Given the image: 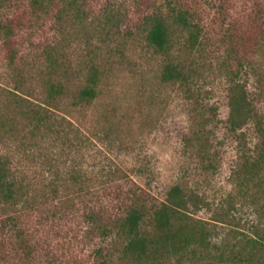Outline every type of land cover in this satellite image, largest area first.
Segmentation results:
<instances>
[{
  "label": "rangeland",
  "instance_id": "374dc122",
  "mask_svg": "<svg viewBox=\"0 0 264 264\" xmlns=\"http://www.w3.org/2000/svg\"><path fill=\"white\" fill-rule=\"evenodd\" d=\"M152 16L169 24V61L189 83L161 80L168 58L147 43ZM0 24V157L16 184L15 200L0 199V264H122L120 220L174 186L199 197L200 264L264 235V163L239 171L264 126V0H0ZM93 68L98 95L78 104ZM52 83L64 93L49 106ZM236 84L256 117L233 132ZM178 257L161 264L198 263ZM223 264H264V253Z\"/></svg>",
  "mask_w": 264,
  "mask_h": 264
},
{
  "label": "trees",
  "instance_id": "16d2710c",
  "mask_svg": "<svg viewBox=\"0 0 264 264\" xmlns=\"http://www.w3.org/2000/svg\"><path fill=\"white\" fill-rule=\"evenodd\" d=\"M168 1V0H167ZM149 27L146 37L148 45L159 55L168 58L162 72L161 80L165 83L187 84L192 79L191 72L178 61H169L175 48L172 32L169 24L161 16L146 18ZM176 24L189 31L191 25L182 12L176 15ZM0 24V29H1ZM189 47L195 48L198 43V36L190 33ZM100 81L99 70L93 68L88 74L86 86L78 95L77 102L89 103L98 95ZM64 89L58 84H49L47 89V105H51L56 99L62 96ZM230 112L228 122L233 132L242 130L250 120L256 117L253 106L250 103L245 88L236 84L231 88ZM34 120H44L39 112L29 110ZM42 122V121H41ZM40 122V123H41ZM256 131L259 143L256 146L257 157L251 161L244 160L240 166V174L244 176H254L259 166L264 163V126L260 122L256 123ZM16 184L10 178L8 162L0 157V199L4 202L15 200ZM199 197L189 195L180 186L172 187L163 202L152 204L149 208L132 202L131 207L120 220L119 231L126 239L124 245V263L122 264H161L169 257L182 259L186 255L193 257L192 262H198L197 256L200 251L205 250L208 243L209 234L203 222L196 220L190 212L191 206H197ZM92 222L95 221L96 215ZM148 221L152 227L151 232L144 231L143 225ZM241 251L230 252V256L221 253L218 260L221 264L233 262L234 259H251L256 254L264 253V235L260 238L240 241ZM250 250V251H249ZM102 264H109L104 262ZM210 264H212L210 260Z\"/></svg>",
  "mask_w": 264,
  "mask_h": 264
}]
</instances>
